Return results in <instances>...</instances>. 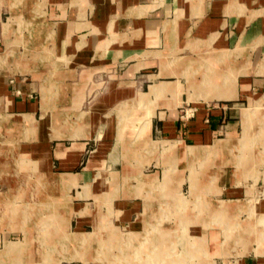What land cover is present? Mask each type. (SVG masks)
Returning <instances> with one entry per match:
<instances>
[{"label": "crops", "instance_id": "0c3cea01", "mask_svg": "<svg viewBox=\"0 0 264 264\" xmlns=\"http://www.w3.org/2000/svg\"><path fill=\"white\" fill-rule=\"evenodd\" d=\"M211 61L227 73L222 89L198 94ZM263 62L264 0H0V167L18 162L36 178L75 182L38 186L75 193V212L105 191L97 176L110 182L124 141L128 156L148 147L155 165L161 145L190 156L189 146L234 134L243 109L264 97ZM113 69L121 73L110 80ZM217 176L225 193L240 192L228 167ZM127 193L135 195L113 204L132 224L141 197ZM207 235L212 250L220 235ZM232 257L214 264H264L255 254Z\"/></svg>", "mask_w": 264, "mask_h": 264}, {"label": "rangeland", "instance_id": "374dc122", "mask_svg": "<svg viewBox=\"0 0 264 264\" xmlns=\"http://www.w3.org/2000/svg\"><path fill=\"white\" fill-rule=\"evenodd\" d=\"M206 65L198 94L221 90L218 84L227 74L217 72L216 62ZM120 73L113 69L108 78ZM244 109L234 134L223 132L212 145L189 146L192 158L161 145V161L154 165L147 160L148 147L128 156L126 142L118 144L110 182L102 173L97 176L105 191L75 212V193L38 192V186L66 189L75 182L62 185L60 174L36 178L18 162L10 171L0 167V264H214L217 256H264V97ZM172 155L177 160H166ZM225 167L235 174V184L241 183L240 192L218 187L217 174ZM87 190L77 197L88 196ZM128 190L141 197L140 221L134 216L132 224L123 222L113 204L115 198L135 195ZM212 230L220 243L211 250L207 233Z\"/></svg>", "mask_w": 264, "mask_h": 264}, {"label": "bare ground", "instance_id": "6f19581e", "mask_svg": "<svg viewBox=\"0 0 264 264\" xmlns=\"http://www.w3.org/2000/svg\"><path fill=\"white\" fill-rule=\"evenodd\" d=\"M204 78H205V80L207 81V83H210V85L212 84V82H210V81H212V80H211L210 76H208V74L205 75ZM210 85H208L207 87L210 88V87H209ZM211 86H212V85H211ZM194 94H196V93H194ZM173 147H176V144H175V143L168 144L167 146L164 147V150H165V151H166V150H167V151H170L169 149H170V148H173ZM205 247H206V246H205Z\"/></svg>", "mask_w": 264, "mask_h": 264}, {"label": "built area", "instance_id": "2783aa9c", "mask_svg": "<svg viewBox=\"0 0 264 264\" xmlns=\"http://www.w3.org/2000/svg\"><path fill=\"white\" fill-rule=\"evenodd\" d=\"M189 112H185V115H188Z\"/></svg>", "mask_w": 264, "mask_h": 264}]
</instances>
